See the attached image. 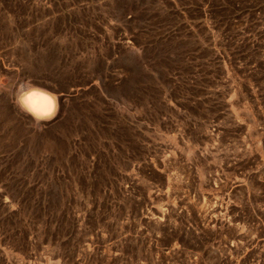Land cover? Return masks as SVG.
I'll use <instances>...</instances> for the list:
<instances>
[{
  "label": "rangeland",
  "instance_id": "1",
  "mask_svg": "<svg viewBox=\"0 0 264 264\" xmlns=\"http://www.w3.org/2000/svg\"><path fill=\"white\" fill-rule=\"evenodd\" d=\"M0 264H264V0H0Z\"/></svg>",
  "mask_w": 264,
  "mask_h": 264
},
{
  "label": "clouds",
  "instance_id": "2",
  "mask_svg": "<svg viewBox=\"0 0 264 264\" xmlns=\"http://www.w3.org/2000/svg\"><path fill=\"white\" fill-rule=\"evenodd\" d=\"M16 99L18 106L37 122L54 118L59 108L58 96L47 88L32 83L31 80Z\"/></svg>",
  "mask_w": 264,
  "mask_h": 264
},
{
  "label": "bare ground",
  "instance_id": "3",
  "mask_svg": "<svg viewBox=\"0 0 264 264\" xmlns=\"http://www.w3.org/2000/svg\"><path fill=\"white\" fill-rule=\"evenodd\" d=\"M24 113L26 114V115H28L29 117H32L29 113H27L26 111H24ZM33 118V117H32Z\"/></svg>",
  "mask_w": 264,
  "mask_h": 264
}]
</instances>
